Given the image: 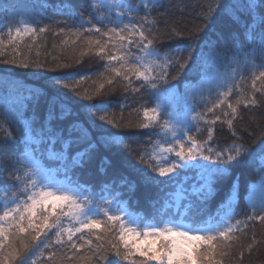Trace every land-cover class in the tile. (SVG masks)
Segmentation results:
<instances>
[{
  "label": "snow or ice",
  "instance_id": "obj_1",
  "mask_svg": "<svg viewBox=\"0 0 264 264\" xmlns=\"http://www.w3.org/2000/svg\"><path fill=\"white\" fill-rule=\"evenodd\" d=\"M157 6L158 0H142V3L135 5L116 2L106 5L100 0H90V16L102 27H97L92 19L85 20L82 14H77L73 10V19L76 20L79 28H83L84 32L99 33L101 37V39H89L88 45L89 48L97 49L95 54L100 59L107 61L106 69L114 74L112 78L106 80L109 85L119 77L122 81L127 82L125 86V91H127L128 87L132 85L130 77L134 76L136 80L143 82L139 87H133L134 92L147 90L158 98L161 85L167 83L169 69L176 66L181 72L186 69L191 60V41L195 40L197 35L195 32L185 33L177 28L166 30L161 35L154 24L148 20L151 10ZM239 6L250 18V22L246 24L245 35L247 40L252 41V33L258 26L264 25V0H242ZM105 8L109 12L116 9V17L109 19L108 16L103 15L102 10ZM141 9L144 11L143 22L134 23L133 20L135 16L139 15ZM221 12L234 21H238L233 6H225L223 0H214L207 4L202 12L204 27L212 23ZM98 13L101 14L96 15ZM125 19L128 20L127 23L124 22ZM105 20L112 26L108 27L107 24H104ZM85 24L92 26L84 28ZM33 25L34 22L30 19L21 18L4 26L7 39L0 34V58H2L0 63L11 64L23 69H44L46 67L45 63L40 62L39 59L31 58L21 50L25 37L33 41L37 39V29ZM204 27L197 31H203ZM46 31H48L46 26L39 28V33ZM63 31L60 29L61 33ZM0 33H4V28H0ZM73 35H78V33H73ZM103 37H107V39H102ZM161 39L183 42V47L161 52L157 47V43ZM258 41L259 48L264 53V29L259 32ZM72 43L75 44L76 41L73 40ZM24 46L29 51L33 47L32 44H24ZM132 48L138 49L139 55L133 53ZM6 50L8 55L5 54ZM185 50L188 55L184 57L172 54ZM223 55L227 59L226 68L229 70L219 74L214 86L210 85L207 89L201 87L198 90L201 97L199 103H211V100L206 99L203 93L207 91L211 96V93L216 91L218 93L217 100L207 108V112L214 113V109L221 108V105L225 103L230 112L223 111V119L220 115L214 114L212 120H204V123L209 125L206 128V140L200 141L189 135L193 122L198 124L206 115L196 113V104L188 106L189 113L193 114L182 126H177L171 119L161 123L159 103L151 109L145 106L134 109L135 122L131 120L124 122L122 117L120 120L110 118L107 102L93 104L91 109L94 110L93 116H97L99 113L97 118L114 128L150 129L158 127L161 129L164 135L160 140L150 145L151 151H141L136 157L138 163L143 167L136 168L135 165L122 159L107 161L110 165L116 166L129 164L140 174L145 183H159L156 177L151 175L152 173L158 177H168L169 180L175 179L181 169L189 166V161L198 158L213 161L214 166L201 165L203 169L202 184L195 194L202 204L217 193V184L232 177L234 166L242 162L255 166L259 179L247 186L246 206L250 213L243 220L231 222L241 194L238 177L231 179L228 191L217 212L204 220H197V216L202 215V211L196 213L189 211L193 208L191 203L184 206V212L177 211L176 215L180 217L179 219L164 213L155 223H139L136 218L127 213L122 216L120 214L123 211L122 208L112 207L114 201H105V205L90 203L83 196L84 186L67 176L70 146L73 143L86 145L71 156L72 168L82 167L88 163L99 143H103L109 148L119 146L130 153L137 150L132 149L123 136L114 133L102 134L101 141H92L87 132L82 130L81 135L73 138L71 131L75 130V126L69 129V138L63 139L61 134L51 127L50 121L57 118V106L61 110V116L69 109V102L63 97L60 88L74 90L76 84L70 82L68 75L56 76L51 80L50 87L53 92L48 100L49 108L41 127H35V121L31 118H19L23 130L21 138L17 139L5 130L4 125L7 118H18V113L6 107L4 109L6 119L0 120V130L5 131L0 142L12 144L17 148L21 144L24 145L23 151L13 159V163L20 167L13 168V171L9 172V179L15 182L16 190L6 202H0V264H40L45 250L52 249L55 245L65 249L62 259L67 260L69 264H77L82 259H86L87 264H101V261L107 259L109 253L115 255L117 262L132 260L133 264H150V262H155V264H221L218 257L223 258L230 255L229 250L238 239L234 233L241 229V225L245 228L249 222H259L264 225V140L261 141L258 152L251 150L250 146L244 142V138L239 135V130L234 124L238 116V105L242 101L237 99L235 105L228 102L238 69L242 70L250 66L254 76L252 81L254 92L250 93L243 103L245 108L249 105L257 106L259 104L254 93L258 92L264 96V88L256 85L258 80L264 82V63L257 65L254 56L250 53L245 54L242 62L236 53L235 46L231 57H228L227 53H223ZM37 57H39V52H37ZM232 65H236V67H232ZM68 66L57 64L58 68ZM256 70H259V75H255ZM103 87L104 84H100L96 94ZM221 89L226 90L221 91ZM30 91L37 99L45 94L42 89ZM166 91L172 92L173 88L170 87ZM196 95L197 92H194L192 88H185L186 97L194 100ZM84 98L92 99V96L84 93ZM168 116L171 117V113H168ZM217 121L226 124L234 137L230 145L220 149H214L208 143L213 139L214 134V128L211 125H215ZM157 135L159 136L160 133ZM261 135L264 136V133ZM185 137H187V143H185ZM58 140L62 144L61 151H55L53 148ZM40 144L47 145L45 150L50 159L58 160L65 165V180H55L53 170L44 168L36 159L37 149L32 145ZM173 155L176 159H171ZM5 171H8L7 165H0V172ZM101 215L107 217V220L100 219ZM102 224L104 225L102 230L106 235H97L96 238L98 241L104 242L93 247L91 240H85L84 230L87 229L91 232L94 228H101ZM117 232L118 236H116ZM108 236H111V239H108ZM141 236L145 239L141 240L139 244L135 243ZM149 236L161 238L158 247L154 241L145 243ZM82 240L83 244L78 243ZM256 243L257 241L253 237V243L248 245L247 250L250 252ZM85 244L89 246L88 251L91 253V256L86 258L78 255ZM141 244H144V247H141ZM68 252L72 253L71 257L67 255ZM134 254L139 255V261L135 260ZM242 255L243 253H241ZM46 259L56 261L54 252L49 251ZM56 264H60V261H56Z\"/></svg>",
  "mask_w": 264,
  "mask_h": 264
},
{
  "label": "trees",
  "instance_id": "obj_2",
  "mask_svg": "<svg viewBox=\"0 0 264 264\" xmlns=\"http://www.w3.org/2000/svg\"><path fill=\"white\" fill-rule=\"evenodd\" d=\"M104 4L124 3L126 5H135L142 3V0H100ZM214 0H158V6L151 10L148 20L154 24L155 28L161 35L166 30L177 28L185 33L195 32L197 38L192 43L191 60L184 71H179L178 66L169 69L167 83L161 85L159 97L151 95L147 90L134 92L133 87H139L142 81H138L135 77H130L132 85L125 91L127 82L117 77L111 85L106 80L112 78L114 74L106 69V60L100 59L95 53L96 48H89L88 40L101 39L99 33L84 32L83 28H79L76 20L73 19V10L77 14H82L85 20L92 19L97 27H102L92 16H90V0H0V28H4V38L6 36L5 25L14 20L27 18L34 22L37 29V39L25 37L24 44H32L33 47L29 51L24 44L21 50L27 53L33 59H39L45 63L44 69L36 68H17L11 64L0 63V120H5L4 109L6 107L13 109L18 113V118H7L4 125L5 130L9 131L13 137L21 138L22 125L19 118H31L35 121L34 126L39 128L45 120V114L49 108L48 100L52 95L53 89L50 84L53 77L70 76V82L76 84L75 89L60 88L63 97L69 102L68 111L61 116L59 106L56 107V119L50 121L53 129L61 134L63 139L69 138V129L75 126V130L71 131V137L81 135V131L87 132L92 141H101L102 134L114 133L125 138L128 145L137 151L130 153L123 150L119 146L111 148L106 147L103 143H99L96 150L92 154V159L85 163L82 167L72 168L70 164L71 156L78 150L83 149L84 143H73L68 150L69 163L67 165V176L73 181H77L84 186L83 196L94 205H105V201H114L113 208L119 206L123 209L120 213L129 214L136 218L139 223L157 222L161 218V214L167 213L173 215L176 219L180 217L176 215L177 211L184 212L185 205L192 204L193 208L189 211L196 213L202 211V215L197 216V220L207 219L208 216L214 215L220 207L221 202L225 198L228 187L232 178H239L241 185V194L234 210L232 223L237 220H243L250 210L246 206L247 186L251 182L259 179V175L255 166L242 162L232 169V177L217 184V193L205 203H200L195 192L202 184L201 173L203 169L201 165L214 166L213 161H205L197 159L189 161V166L181 169L175 179L169 180L168 177L155 176L159 183H145L140 174L129 164L122 166L110 165L107 161H116L122 159L141 168L137 161V156L141 151L150 152V145L160 140L164 135L160 128L137 129V128H114L111 125L100 121L97 116H93L91 105L100 102L108 103V114L110 118L124 122L136 120V114L133 111L142 106L148 108L156 107L157 103L161 106V114L159 119L161 123L165 120L171 121L177 126H182L184 122L190 119L193 113H189L188 106L196 104V113H204V119L197 124L193 122L189 135L197 140L203 141L207 139L206 128L209 126L204 120H212L215 115H220L223 119V111H229L227 104H222L221 108L214 109V113H208L207 108L215 103L218 93L213 91L209 96L207 91L203 95L211 103H199L200 95L198 90L203 87L207 89L210 85L214 86L219 74L229 69L226 68L227 59L223 53H227L228 57L233 55L235 46L236 53L243 62L246 53L254 56L257 65L264 63V53L259 48L258 34L264 25H260L252 33L253 40L246 39V24L250 22L247 13L239 5L242 0H223L225 6H233L238 21H234L231 17L224 13H219L212 23L204 27L202 12L205 6ZM116 9L111 12L107 8L102 10V14L108 16L109 19L116 17ZM98 13L96 15H100ZM144 11L141 9L139 15L135 16L134 23L143 22ZM128 22L127 19L124 20ZM104 24L111 27L108 21ZM47 27L48 31L39 33L40 27ZM91 24H85L84 28L91 27ZM204 27L203 31H197ZM63 29V33L60 32ZM78 33V35H73ZM102 39H107L103 37ZM76 43L73 44L72 41ZM67 41V43H64ZM208 42V43H205ZM157 47L161 52L172 51L177 47H183V42L176 40L161 39L157 43ZM131 51L139 55L136 48ZM39 52V57H37ZM6 55L8 51L6 50ZM173 55L187 56V50L183 52H173ZM2 59V58H0ZM66 64L68 67L58 68L57 64ZM236 67V65H232ZM255 75H259V70L255 71ZM175 77V79H173ZM254 79L251 67L238 69L235 81L233 83L232 92L228 96V102L236 104V100L242 102L238 105V116L234 121L239 135L244 138V142L248 144L253 152H258L260 143L264 140V96L261 93H254L259 101L257 106L249 105L245 108L243 100L250 93H253L252 81ZM79 82L78 84L76 82ZM100 84L104 87L96 94V90ZM257 87L264 88V82L256 81ZM173 88L172 92L166 91ZM192 88L197 92L195 99L185 96V88ZM42 89L45 93L39 99L36 98L30 90ZM224 91V89H221ZM84 93L92 96V99L84 98ZM171 113V117L168 116ZM142 116V113H141ZM231 118V116H229ZM214 128L213 139L209 141V146L214 149L224 148L230 145L234 139L231 130L226 124L217 121ZM199 129V130H198ZM157 133H160L158 136ZM5 135V131L0 130V140ZM185 137V143H187ZM36 148V159L46 169L53 170V178L57 181L65 180V165L58 160L50 159L46 152V144L32 145ZM24 145L16 146L0 142V165H7L8 171L0 172V202H6L13 196L16 190L15 182L9 179V172L13 168L20 167L13 163V159L22 152ZM55 151L62 150V144L58 140L53 146ZM207 154V153H205ZM171 159H176L173 155ZM155 163V161H153ZM169 205H171L169 207ZM100 219L106 221L107 217L100 216ZM104 225L101 228L84 230L85 240H91L93 247L98 243L97 235L105 236L103 232ZM80 235V234H78ZM118 236V232L116 233ZM238 239L233 243V247L229 250L230 255L221 260V264H264V225L259 222H249L247 228L241 225V229L234 233ZM253 237L257 241L249 252L248 245L253 243ZM111 239V236L107 237ZM54 239V236H53ZM75 239V237H74ZM142 236L135 243L144 240ZM158 240L147 238L148 241H154L159 246ZM78 243L83 244L84 241ZM132 243V241H129ZM144 247V244L140 245ZM88 245L78 254L84 258L91 256L88 251ZM49 251L54 252L56 261L60 264H69L67 260L62 259L65 249L59 245H55L52 249L45 250L44 256L41 257L40 264H56V261L47 260ZM241 253L243 255L241 256ZM67 255L71 257L72 253ZM135 260L139 261L138 254ZM98 259V257H97ZM77 264H87L86 259H82ZM101 264H133L132 260L119 261L114 254L109 253L105 261ZM155 264V262H150Z\"/></svg>",
  "mask_w": 264,
  "mask_h": 264
},
{
  "label": "rangeland",
  "instance_id": "obj_3",
  "mask_svg": "<svg viewBox=\"0 0 264 264\" xmlns=\"http://www.w3.org/2000/svg\"><path fill=\"white\" fill-rule=\"evenodd\" d=\"M224 90H226V89H224ZM149 238L156 239V240L159 239V238H157V237H152V236H149Z\"/></svg>",
  "mask_w": 264,
  "mask_h": 264
}]
</instances>
